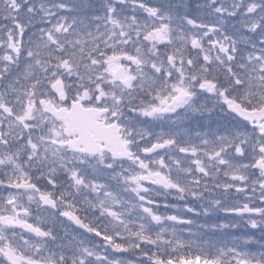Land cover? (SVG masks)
Returning a JSON list of instances; mask_svg holds the SVG:
<instances>
[{
  "label": "snow or ice",
  "instance_id": "snow-or-ice-1",
  "mask_svg": "<svg viewBox=\"0 0 264 264\" xmlns=\"http://www.w3.org/2000/svg\"><path fill=\"white\" fill-rule=\"evenodd\" d=\"M0 264H264V0H0Z\"/></svg>",
  "mask_w": 264,
  "mask_h": 264
}]
</instances>
